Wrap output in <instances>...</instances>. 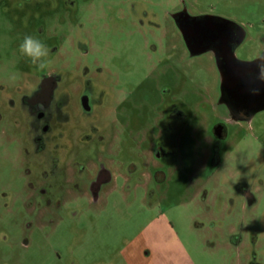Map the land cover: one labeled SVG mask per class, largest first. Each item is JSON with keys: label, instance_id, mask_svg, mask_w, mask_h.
I'll return each instance as SVG.
<instances>
[{"label": "rangeland", "instance_id": "rangeland-1", "mask_svg": "<svg viewBox=\"0 0 264 264\" xmlns=\"http://www.w3.org/2000/svg\"><path fill=\"white\" fill-rule=\"evenodd\" d=\"M23 3L0 0V94L28 78L35 84L45 70L73 79L89 67L103 100L97 127L91 143H69L77 127L72 116L68 151L121 177L97 202L79 190L56 191L54 207L40 217L24 205L44 197L25 189L29 177L6 122L9 107H1L0 264H264V109L232 120L214 51L192 55L178 33L164 39L151 24L169 28L179 4L226 18L246 31L236 57L253 60L264 53V0ZM25 35L47 45L44 70L20 54ZM72 38L82 46L71 47ZM220 122L227 128L222 138L215 133Z\"/></svg>", "mask_w": 264, "mask_h": 264}, {"label": "flooded vegetation", "instance_id": "flooded-vegetation-1", "mask_svg": "<svg viewBox=\"0 0 264 264\" xmlns=\"http://www.w3.org/2000/svg\"><path fill=\"white\" fill-rule=\"evenodd\" d=\"M31 1L24 0L23 4L27 7ZM169 18V28L162 27L163 25L156 21L151 22L153 28L161 31L162 38L165 39L169 32L174 37L178 33L179 41L189 53L193 55V51L199 49L213 50L215 55L216 52L219 53L223 64L226 63L225 57L231 55V50L235 53L236 48L246 39V31L236 22L217 15L194 12L183 4L175 6L169 13ZM73 44L82 46L75 38H72L71 47H74ZM64 49L68 51L70 45ZM88 50L87 48L84 53ZM259 57L264 61V53L257 58ZM239 61L241 60L237 58L235 62ZM261 70H264V62L250 75H256ZM26 80L25 86L20 85L14 93L0 94V108L9 107L10 117L6 121L4 113L0 110V122H9L14 127V138L19 145L17 157L29 177L25 189L44 197L40 200H33L32 196L27 198L25 207L37 211L40 217L44 218L54 207L52 196L56 191L69 193L71 196L74 190H79V193L88 194L94 201H99L108 186L113 185L115 179L121 175L116 173L114 176L103 163L95 164L90 159L81 163L79 156H72L68 151L65 140L68 139L65 138V125L72 121V116L75 117L77 127L74 138L68 139L69 143L71 141L74 145L87 144L93 140L89 132L96 130L95 109L102 105L103 100L94 93L95 82L90 76L89 67H85L82 73L73 79L64 76L60 69L53 68L39 74L35 84L30 78ZM239 89L238 85L233 90L234 94L225 90L223 96L221 92V102L227 105L232 120H249L264 109L261 107L264 104V96L258 99H244L237 94ZM215 129L219 138L227 134V128L222 122ZM59 138L62 141H59ZM51 147L56 153L49 152ZM164 154L162 147H159L157 155ZM86 167L89 174L86 173L82 179ZM33 170L37 172V180L32 174ZM157 172L159 173V170ZM158 173L155 174L156 178L159 177ZM242 193L248 202L254 201L253 195L247 189L242 190ZM57 202L60 203V200ZM55 206L59 207V204ZM242 241L243 237L234 239L236 246L242 245ZM24 244L27 246L28 240H25Z\"/></svg>", "mask_w": 264, "mask_h": 264}, {"label": "water", "instance_id": "water-1", "mask_svg": "<svg viewBox=\"0 0 264 264\" xmlns=\"http://www.w3.org/2000/svg\"><path fill=\"white\" fill-rule=\"evenodd\" d=\"M205 50H194L193 54H198ZM219 56V53L216 52V60L221 75L222 96L225 90L232 94L238 85L240 89L237 94L244 99H258L260 96H264V70H261L256 75H250V73L256 71V67L259 64L264 62L261 57L235 62L237 58L233 50H231V55L225 57L226 63L223 64ZM261 107H264V104Z\"/></svg>", "mask_w": 264, "mask_h": 264}, {"label": "clouds", "instance_id": "clouds-1", "mask_svg": "<svg viewBox=\"0 0 264 264\" xmlns=\"http://www.w3.org/2000/svg\"><path fill=\"white\" fill-rule=\"evenodd\" d=\"M53 6L55 5L53 4ZM19 52L22 56L27 57L37 70L42 71L48 66L49 61L47 57L49 55V49L37 36L25 35L22 42L19 44ZM16 78L17 74L15 73L10 77L13 81H15Z\"/></svg>", "mask_w": 264, "mask_h": 264}]
</instances>
